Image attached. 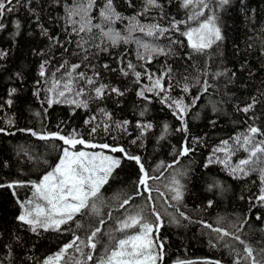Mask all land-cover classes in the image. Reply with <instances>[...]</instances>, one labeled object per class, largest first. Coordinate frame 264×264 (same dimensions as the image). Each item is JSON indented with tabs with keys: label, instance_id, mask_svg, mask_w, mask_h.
Here are the masks:
<instances>
[{
	"label": "snow or ice",
	"instance_id": "1",
	"mask_svg": "<svg viewBox=\"0 0 264 264\" xmlns=\"http://www.w3.org/2000/svg\"><path fill=\"white\" fill-rule=\"evenodd\" d=\"M38 2L40 0H0V31L8 27L9 14L23 9L27 20L35 24L40 35L49 41L46 52L41 53L49 58L39 65V78L34 82L33 91V95L47 107L36 112L35 117L44 126L48 109L53 105L74 106L73 113L79 108L89 109L91 103H96L97 107L84 120L83 132L76 128L64 131L61 127L64 122L57 125L55 132L33 127L16 129V132L26 133L39 141L62 142L53 145L58 155L51 164L43 160L46 167L37 179L0 182V189L7 188L12 192L19 208L15 219L22 227L32 233L43 230L70 235L56 252L37 260L36 264H165L167 251L160 235L164 216L169 217V223L178 226L181 223L178 217L192 222L185 212L180 211L185 193L181 178L187 175V170L181 171L175 166L180 158L194 154L197 146L207 147L203 138L190 135L187 117L210 89L220 93L215 83L217 79L228 77L226 83L230 84L236 75L228 68L212 73L208 70V59H204H210L213 53L220 54V46L225 40L221 12L232 6V0H178V7L184 10L180 19L166 12V7L175 6L177 0H143L140 10L136 9L134 0H43L40 10L36 7ZM238 4L241 9L245 7L243 0H238ZM44 6L59 9L55 17H49L50 22L59 26L55 34L42 21ZM121 9H131L132 15L125 16ZM153 10H156L155 14H152ZM245 16L251 23L253 16L247 12ZM144 19L149 22H143ZM161 20L167 23L162 24ZM10 23L17 30L14 34L19 36L21 20L17 18ZM121 47L123 50L113 55V50ZM251 47L248 44L249 50ZM177 49H187L184 59L190 62L183 66L185 71L178 74L168 63V58L177 56ZM56 52H59V59ZM101 53L112 56L116 67L103 63L98 68L92 61L98 60ZM7 54L0 50V58ZM130 55L135 62L128 58ZM73 57L78 62H72ZM160 57L165 58L161 67L151 70L150 66ZM82 67L91 69L92 75L80 70ZM189 68L192 71H188ZM117 72L131 80L135 95L145 103L139 112L140 117L145 116L147 104L156 102L167 108L179 122L176 131L185 135L180 148H173L171 163L161 161L155 168H150L146 166L145 157L131 150L132 145L143 147L144 139L154 128L151 121L137 120L134 125L137 134L132 136L130 120H117L113 112L100 106L113 96L124 97L129 91L105 82V76ZM16 75L22 79L21 73ZM193 88L197 91L195 96L191 95ZM177 89L184 95L174 96ZM16 92V88L9 90L10 98L0 103V111L5 105L9 108L13 105L11 97ZM260 96L264 97V93ZM186 97L189 98L187 102ZM262 102L252 96L249 103L237 106L236 110L247 114ZM213 111L220 109L214 104ZM248 119L253 122L247 124L245 121L247 126L243 131L212 147L204 167L222 165L235 179L258 173V190L248 197L249 201H255L249 208L251 213L257 203L264 206V127L256 123L260 117L254 115ZM6 123L8 127L0 126V134L15 135L9 130L15 125L14 117H8ZM210 123L215 126L216 121ZM169 128L167 123L162 125L164 133ZM97 136L105 142H96ZM124 136L132 138L121 142ZM164 138L163 134L159 137ZM20 151L28 155L23 146ZM240 152L246 155L233 163V157ZM28 158L37 163L41 160L38 156L28 155ZM7 166L6 162H0V167ZM125 167H132L136 176L132 192L119 190L105 196L112 184L118 182L119 172ZM169 170L174 172L169 183L163 184L166 191H162L158 182ZM215 187H219L216 181L209 185V190ZM18 189H25L23 198L17 194ZM137 198L140 203H136ZM213 205L214 201L209 200L207 207ZM169 207L175 209V213L168 212ZM255 219L264 217L257 213ZM199 223L207 230L209 247L219 245L228 250L232 258L230 264H264V228L259 229L261 240L252 241L250 237L255 233L251 231L248 215L238 216L235 220L217 217L213 223L206 220ZM246 225L250 229L247 234L243 233ZM254 243H258V247ZM3 248L11 254V245ZM0 264H4L2 259ZM172 264L198 262L177 258ZM199 264H222V261L204 259Z\"/></svg>",
	"mask_w": 264,
	"mask_h": 264
},
{
	"label": "trees",
	"instance_id": "2",
	"mask_svg": "<svg viewBox=\"0 0 264 264\" xmlns=\"http://www.w3.org/2000/svg\"><path fill=\"white\" fill-rule=\"evenodd\" d=\"M42 2L43 0H40L36 4L38 10H40ZM134 2L136 9L140 10L143 0H134ZM243 4L245 7L241 9L238 0H232V6L226 11L222 10L225 40L220 46V54L217 56L213 53L210 59L204 58L208 59L210 72L215 73L223 68H228L236 75L232 77L230 84L226 83L228 77L217 79L215 83L219 86L220 93L217 94L210 89L209 93L204 94L197 101L196 106L187 117L190 135L203 138L207 147L197 146L194 154L180 158L179 164L175 166V169L187 170V175L181 178V183L185 185V193L180 211L185 212L192 222L178 217L181 221L178 226L169 223V217L164 216L165 222L160 229V235L161 239L165 240L167 251L165 264H172V261L177 258L197 261L198 264L204 259H220L222 264H230L232 258L227 249L219 245L215 248L209 247L207 230L202 228L200 220L213 223L217 217L235 220L238 216L248 215L251 231L255 233L250 239L254 242L261 240L259 229L264 228V219L256 220L255 216L259 213L264 217V206L257 203V206L249 213V208L255 201L248 199L258 190V173H253L242 179H235L224 170L222 165L213 164L207 168L204 167L212 147L217 145L220 140L243 131L247 124L253 122L248 117L254 115L260 117L256 123L264 127V102L258 104L252 112L247 114L236 110L237 106L243 107L249 103L252 96L264 101V97L260 96V93H264V54H262V49H264V0H243ZM253 9L254 12L251 11ZM155 11L153 10L152 14H155ZM58 12V8L54 9L49 6H44L42 10V21L53 34L59 30V26L50 22L49 17H55ZM166 12L170 16L180 19L184 10L178 7L177 0L175 6L166 7ZM245 12L253 16L251 23L248 22ZM124 15H132V10L124 11ZM17 18L21 20L22 24L19 36L14 34L17 30L10 23ZM8 21V27L4 31H0V50L8 53L6 57L0 58V103L10 98L8 96L10 89L16 88L17 92L11 97L14 101L13 105L10 108L5 105L4 109L0 111V126L8 127L7 118L14 117L15 125L9 130L15 132V135L0 134V162H6L8 165L0 167V182L13 179L35 180L46 167L43 160L46 159L51 164L58 155V151L53 150V145H59L62 142L39 141L26 133L16 132V129L33 127L39 131L55 132L58 130L57 125L64 122L61 124L64 131L76 128L83 132L85 129L84 120L95 111L97 105L91 103L89 109L79 108L75 110V113L72 111L74 106L53 105L48 109L45 125L42 126L40 119L34 114L42 111V108H46L47 105H42L40 99L33 95V91L34 82L39 78V65L42 60L49 58L47 55L41 54L46 52L49 41L40 35L35 24L27 20V13L23 9L17 13L9 14ZM143 22L149 21L144 19ZM160 23L166 24L167 21L161 20ZM118 26L122 27V25ZM248 44L252 45L250 50ZM122 50L123 47L113 50V55ZM185 51L188 50L177 49V56L168 58V63L172 64L174 73L184 72L183 66L190 63L184 59ZM55 55L59 59V52H56ZM128 58L135 62L131 55ZM164 59V57H160L158 61H154L150 66L151 70L159 69ZM72 62H78L77 58L73 57ZM92 62L97 64L98 68L103 63H109L112 67H116L113 57L104 53L100 54L98 60L93 59ZM241 65H245V67L241 68ZM80 70L92 75L91 69L82 67ZM188 71H192V69L189 68ZM17 73L22 74V79L17 77ZM104 79L105 82H111L113 85L121 87L122 90L129 89L124 97L113 96L100 106L113 112L117 120H130L132 124L129 126V132L132 133V136L137 134L134 129L137 120L151 121L154 124V128L143 141V147L132 145L130 146L131 150L145 157L146 166L150 168H155L161 161L165 164L171 163L173 148H180L185 135V133L176 131L180 127L179 122L167 108H163L156 102L147 104L148 110L145 116L140 117L139 112L144 109L145 103L135 95L131 80L121 77L118 72L105 76ZM196 94V88H193L191 95L195 96ZM173 95L184 94L177 89ZM188 99L186 97V102ZM214 104L220 111H213ZM213 120L216 121L215 126L210 123ZM164 123L170 125L167 133H164L162 129ZM162 134L165 136L163 140L159 139ZM131 138L124 136L121 142L129 141ZM96 142H105V140L97 136ZM20 146L28 150V155L41 157L40 162L30 160L28 155L20 151ZM244 155H246L244 152L238 153L233 157V163ZM173 172L174 170H169L158 182L162 191H166L163 184L169 183ZM135 179L134 169L125 167L123 171L119 172L118 182L112 184V188L105 192V196H111L119 190L131 193ZM214 181L218 182L219 187L209 190V185ZM253 181L256 183L253 184ZM24 193L25 189L17 190V194L22 198ZM241 196L245 199H240ZM209 200L214 201L211 208L207 207ZM136 203H140L139 198ZM159 206L160 203H158ZM168 212L175 213V209L169 207ZM18 213L19 208L11 190L0 189V259L4 261V264H36L37 260H42L47 255L56 252L64 242L70 239L68 233L45 232L43 230L32 233L16 221L15 217ZM249 232L250 229L246 225L243 233ZM4 245H11L10 255L3 248ZM254 246L258 247V243H254Z\"/></svg>",
	"mask_w": 264,
	"mask_h": 264
}]
</instances>
